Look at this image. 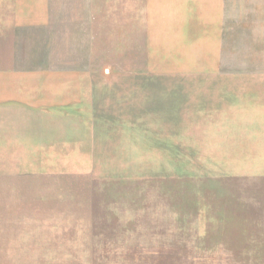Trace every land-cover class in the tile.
Listing matches in <instances>:
<instances>
[{
	"label": "rangeland",
	"instance_id": "rangeland-1",
	"mask_svg": "<svg viewBox=\"0 0 264 264\" xmlns=\"http://www.w3.org/2000/svg\"><path fill=\"white\" fill-rule=\"evenodd\" d=\"M0 264H264V0H0Z\"/></svg>",
	"mask_w": 264,
	"mask_h": 264
},
{
	"label": "crops",
	"instance_id": "crops-1",
	"mask_svg": "<svg viewBox=\"0 0 264 264\" xmlns=\"http://www.w3.org/2000/svg\"><path fill=\"white\" fill-rule=\"evenodd\" d=\"M61 19H62V17H61Z\"/></svg>",
	"mask_w": 264,
	"mask_h": 264
}]
</instances>
